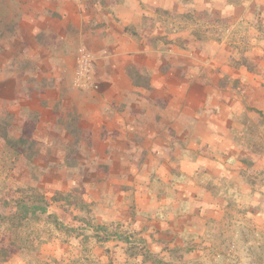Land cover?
Wrapping results in <instances>:
<instances>
[{
  "label": "crops",
  "instance_id": "0c3cea01",
  "mask_svg": "<svg viewBox=\"0 0 264 264\" xmlns=\"http://www.w3.org/2000/svg\"><path fill=\"white\" fill-rule=\"evenodd\" d=\"M7 1L0 125L15 137L0 139L40 147L23 167L48 202L62 198L49 212L66 226L144 230L149 239L171 236L188 211L216 207V188L245 169L239 160L252 158L239 148L249 122L264 119V7L244 11L241 1L227 0ZM225 19L231 23L220 30L216 20ZM213 29L218 37H193ZM81 54L97 89L76 84Z\"/></svg>",
  "mask_w": 264,
  "mask_h": 264
},
{
  "label": "rangeland",
  "instance_id": "374dc122",
  "mask_svg": "<svg viewBox=\"0 0 264 264\" xmlns=\"http://www.w3.org/2000/svg\"><path fill=\"white\" fill-rule=\"evenodd\" d=\"M241 8L247 10H262L264 0H241ZM262 6V9L261 7ZM8 1L0 0V25L5 23V11L9 10ZM7 15V14H6ZM226 26L231 23L230 19L223 21ZM264 119L258 118L257 122L250 121L249 135L244 136L243 145L239 148L244 152H251L253 167L244 170H235L237 177L226 180L224 187L216 188V207L201 212L188 211V218L184 219L183 226L176 224L172 227L171 236L153 240L145 239L144 250L149 256L162 264H249L250 258L258 252V243L264 238ZM1 123V122H0ZM0 138L8 135L15 137V131H7L5 124L0 125ZM0 139V155L5 157L6 163L1 164L0 171V200L17 197L18 189H37L36 177L29 178L25 175L23 167L24 159L30 151H35L36 146L18 140V153L11 151L7 145H2ZM13 141V140H12ZM26 147H20V146ZM245 150V151H244ZM29 151V152H28ZM244 151V152H243ZM10 154L15 156V161L9 163ZM5 162V161H4ZM18 164V165H17ZM25 166L27 164L24 162ZM17 170L14 173V170ZM30 177V176H29ZM35 178V179H34ZM39 187V188H38ZM42 190V189H41ZM181 215H186L182 211ZM180 217L178 216L177 219ZM78 221V226H79ZM193 227H191V226ZM76 229L75 226H69ZM116 227H112L113 230ZM256 230L258 235L252 230ZM26 231L37 232L43 242L31 253L15 254L0 264H107L106 249L112 254L114 264H121L124 255L119 247L114 248L113 241L98 244L95 239L88 238L85 244L88 251H81L82 238H76L74 233L66 234L56 231L51 225L42 221H30L21 232L26 236ZM123 232L136 233L132 229H124ZM158 230L154 233L158 234ZM0 234L4 235V226L0 227ZM36 234V233H35ZM153 234V233H152ZM6 243V242H5ZM139 247V246H138ZM175 248L184 250L182 253H171ZM191 250V253L188 252ZM222 254L225 258L218 257ZM213 259V260H212ZM252 259V258H251ZM1 262V261H0ZM133 264H153L134 262Z\"/></svg>",
  "mask_w": 264,
  "mask_h": 264
},
{
  "label": "trees",
  "instance_id": "16d2710c",
  "mask_svg": "<svg viewBox=\"0 0 264 264\" xmlns=\"http://www.w3.org/2000/svg\"><path fill=\"white\" fill-rule=\"evenodd\" d=\"M188 1V0H187ZM241 0H227L228 4L238 5ZM257 10V9H255ZM190 16H188L189 18ZM190 20L193 22L201 20V17L194 18L191 15ZM220 30L224 29L222 26L226 24L223 21H219ZM261 29V26H260ZM264 29V28H263ZM206 38L213 39L218 37L219 34L214 31H210V33L206 36L202 35L200 30L195 31L193 33V37L198 40ZM264 36V32H263ZM262 116V115H260ZM7 147L14 153H18L19 146L17 142H13L12 140L6 141ZM20 147H26L24 145ZM28 148V147H26ZM247 167H253L252 161L247 158L242 159L241 161ZM17 197H12L10 199H1L0 200V227L4 226V235L0 234V263H4L8 260L9 256H13L15 254H23V253H31L35 251L38 245L43 242L42 237L39 236L37 232L26 231V236H23L21 232L22 229H25L30 221H42L44 219V223L46 225L53 226L56 231L64 232L66 234L74 233L76 238L84 237L86 232H90V235H87L82 239L81 251H88L86 247L87 239L93 238L98 244H102L105 242H109L113 240L116 242L114 248L119 247L122 251L121 255H124V261L121 264H133L134 262L140 263H148L151 262L153 264H162L161 261H157L153 257L149 256L147 252L144 250V230L143 232L138 233H128V232H119L113 231L109 232L105 226H92L89 223H81L76 229H71V227L66 226L65 223H62L58 220L57 214L54 212H49V207L54 203H59L62 198L53 197L51 202H48L43 194H41L37 189H18ZM73 196L67 195L65 197V204L67 206H72ZM256 235L258 232L256 230H252ZM36 233V234H35ZM264 238V236H263ZM149 239L153 240V236L149 235ZM6 242V243H5ZM139 246V247H138ZM258 252L254 253V257L250 258L249 264H264V240L258 243ZM106 249L105 254L107 255L108 262L107 264H114L112 254ZM184 250L180 248H175V250L171 251V253H182ZM188 252L191 253V250ZM218 257L225 258L222 254H217ZM213 260V259H212ZM70 262H65L64 264H69Z\"/></svg>",
  "mask_w": 264,
  "mask_h": 264
},
{
  "label": "built area",
  "instance_id": "2783aa9c",
  "mask_svg": "<svg viewBox=\"0 0 264 264\" xmlns=\"http://www.w3.org/2000/svg\"><path fill=\"white\" fill-rule=\"evenodd\" d=\"M74 75L78 86L91 85L93 89L98 88L96 84L91 83L90 62L85 54H81L80 57H78Z\"/></svg>",
  "mask_w": 264,
  "mask_h": 264
}]
</instances>
